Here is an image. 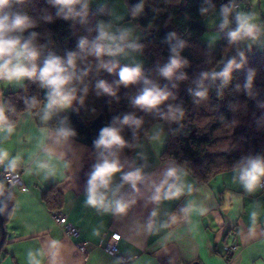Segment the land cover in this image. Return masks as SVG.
I'll return each instance as SVG.
<instances>
[{
  "label": "trees",
  "instance_id": "trees-1",
  "mask_svg": "<svg viewBox=\"0 0 264 264\" xmlns=\"http://www.w3.org/2000/svg\"><path fill=\"white\" fill-rule=\"evenodd\" d=\"M126 1L141 30L140 46L147 58L140 76L128 84L120 82L119 72L131 68L129 65L90 51L94 43L103 42L97 39V14L85 0L74 5L80 15L67 17L68 9L61 12L54 0H2L0 19L7 16L9 26L17 17L27 18L28 23L27 27L11 28L5 38L28 42L37 58L48 54V60L59 58L65 67L69 54H75L74 67H68L66 73L71 79L65 85V91L74 90L75 99L67 112L57 105L48 108L51 88L38 76L45 65L27 60V68L34 64L37 75L25 77L20 88L3 92L6 120L0 125L12 127L22 113L37 115L45 105L52 131L70 129L74 135L67 138L108 155L117 150L132 152L151 126L161 122L167 133L161 160L182 166L198 184L244 168L250 159H264V45L252 47L242 38L233 41L227 31L221 32L215 49L201 41L206 31L203 21L220 10L224 0ZM82 39L87 41L83 49L79 46ZM172 58L179 59L181 66L170 78L165 77L161 70ZM230 61L235 63L227 80L213 75L222 73ZM104 64L115 67L109 72ZM99 81L108 83L115 94L98 88ZM153 86L169 93L167 99L154 108L137 105L136 98ZM197 92L205 95L197 96ZM126 115L140 120L139 126L122 124ZM105 127L119 129L124 144L97 147L95 142ZM12 168H0V173ZM0 185L6 187L1 180ZM41 199L51 214L64 201L57 183L43 191Z\"/></svg>",
  "mask_w": 264,
  "mask_h": 264
},
{
  "label": "crops",
  "instance_id": "crops-1",
  "mask_svg": "<svg viewBox=\"0 0 264 264\" xmlns=\"http://www.w3.org/2000/svg\"><path fill=\"white\" fill-rule=\"evenodd\" d=\"M256 2L254 15L248 11L249 4L244 12L257 26L259 37L242 39L247 45L261 47L264 0ZM253 3L251 7H255ZM240 5L241 0L232 17L224 14L235 20L231 31L238 27ZM222 25L218 31L228 32ZM219 38L218 34L217 43ZM44 106L37 115L22 113L12 127L0 125V168L20 169L24 186L10 188L13 201L0 264H120L105 249L115 233L120 235L117 254L135 255L132 264H264V190L259 183L252 190L245 187L243 168L198 184L182 166L158 159L163 149L154 146L150 132L130 153L117 150L103 155L52 131ZM105 158L117 161L120 170L112 174L106 188L97 189L107 207L93 206L88 202L89 180ZM137 169L142 179L133 187L123 177ZM169 169H175L177 175L168 183H175L181 192L165 198V185L156 201V187ZM53 183L59 185L64 197L60 212L78 229L75 238L64 235L42 202V192ZM116 201L128 204L125 212L115 211ZM53 241L58 243L53 246ZM79 241L86 243V255L76 249ZM229 245H236L237 251L226 259Z\"/></svg>",
  "mask_w": 264,
  "mask_h": 264
},
{
  "label": "clouds",
  "instance_id": "clouds-1",
  "mask_svg": "<svg viewBox=\"0 0 264 264\" xmlns=\"http://www.w3.org/2000/svg\"><path fill=\"white\" fill-rule=\"evenodd\" d=\"M2 2V0H0ZM56 4L60 6V11L62 12L65 8L68 9L67 15H80V13H76L74 11V5L79 2V0H54ZM230 11L229 8H224L225 14ZM59 14V13H58ZM238 27L236 30L231 31L229 33L230 38L235 41L237 39H241L245 36L251 37L253 39L256 38L257 26L251 23V17L246 16L241 13L237 15ZM228 20H224V24L222 26H226ZM27 18L25 17H17L11 26L7 23V16L0 19V79H5L7 81L19 80L22 77H34L37 75L36 67L33 64L31 69L27 68L24 64L25 60L33 61L37 57V51L29 46L28 42L24 44L20 43L19 39H7L5 38V33L9 31L11 28H23L27 27ZM127 33H123L119 38L115 36H111L104 31H101L100 36L97 38L98 40H110L116 42L117 39L119 41H124ZM87 44L86 40L80 41V48H85ZM128 47H134V45L129 44ZM123 49L120 43H115V46H105L100 43H94L90 51L94 53L97 57H100L104 53L114 54L121 52ZM7 57V58H6ZM6 58V59H5ZM74 59L75 54L70 53L67 59V66L74 67ZM235 61H230L225 70L222 73H213V75H220L224 77L225 80L229 78V72L232 65ZM109 72H112L115 65H102ZM181 66V61L177 58H172L170 63L166 65L161 73L165 77H171L175 69ZM68 67L62 65L61 60L59 58L50 59L45 62V66L40 70L38 76L39 79L43 82L45 86L51 88V92L49 94V102L47 104L48 108H52L53 105H57L60 107L69 106L73 99H75L74 90L65 91V85L70 81L71 76L66 74L68 72ZM239 67V65H237ZM120 82L124 84H128L131 82H135L136 79L140 76V70L138 67H124L119 72ZM147 83V81H146ZM97 87L102 89L103 92L114 95L113 88L106 83L105 81H99ZM169 93L166 91H162L157 87H149L145 88L143 93L138 96L135 100L137 105L147 108H154L159 105L162 101L166 100ZM197 96H204V92H197ZM47 118V117H45ZM6 118L3 114V109L0 108V123L5 122ZM122 124H135L139 126L141 123L140 120L135 119L130 115H126L121 121ZM10 130V129H9ZM59 136L69 137L74 135L72 130L70 129H60L58 132ZM97 147L103 146L105 148H111L113 145L122 146L124 144V140L119 135V129L114 127H105L100 132L99 139L95 142ZM51 159V156H49ZM119 165L117 161L109 162L107 158L104 159L102 164H97L95 166V171L91 175V179L89 180V200L88 202L93 206H105V197L103 194H98L97 189L99 187L106 188L109 183V179L112 174L119 171ZM177 173L175 169H169L165 175L164 179L160 182V184L156 187V195L153 197L154 200L159 201L161 199L160 193L164 189L165 185L168 187V191L165 195V198H172L178 196L181 192V188L177 187L175 183L169 184V178L176 177ZM264 177V159L255 158L248 160L247 165L242 169L241 180L244 182L245 187L249 190L257 185L261 178ZM124 181L130 182L133 187H135L136 182L142 179L140 170L137 169L135 172H130L123 177ZM128 204L116 201L115 202V211L119 213L125 212ZM194 210V209H189ZM155 215V213H153ZM58 242L53 241L52 244L55 246ZM33 259H35L33 257Z\"/></svg>",
  "mask_w": 264,
  "mask_h": 264
},
{
  "label": "rangeland",
  "instance_id": "rangeland-1",
  "mask_svg": "<svg viewBox=\"0 0 264 264\" xmlns=\"http://www.w3.org/2000/svg\"><path fill=\"white\" fill-rule=\"evenodd\" d=\"M253 1H255V7H251V4L254 5ZM241 0V9L238 13L244 12V7L246 4H249L248 11H256L257 3L256 0ZM84 4L87 7H91L92 10L97 14L96 21L99 29V33L104 31L105 33L115 36L119 38L123 33H127L124 41H119L117 39L116 42L110 40H102L103 45L105 46H115V43H120L122 47V51L114 54L106 53L111 59L119 62H123L129 65L131 68L138 67L139 69L142 68L147 63V58L143 54L141 46H140V39L142 37L141 30L136 24L135 16L133 12L130 10L126 0H85ZM254 11V12H255ZM253 12V15L255 14ZM221 13V14H220ZM224 12L218 10L217 14L213 15V18H207L203 21L206 31L201 37V41L208 44L212 49L217 48L218 44V34L221 33L218 31L220 30L221 24H224V20L227 19L224 16ZM220 15V16H217ZM234 14H231V17ZM248 16V15H247ZM228 23L225 26L226 30L231 31L233 30L232 25L235 23L234 19L229 17ZM236 30V29H235ZM259 36H256L258 38ZM244 39V38H243ZM129 44L134 45V47H128ZM250 46V45H249ZM7 58V57H6ZM5 58V59H6ZM50 58L48 54L42 53L39 58L36 57L33 60L36 66H43L45 62ZM25 66L27 67V60L24 61ZM26 77V76H25ZM25 77L20 78L19 80H12L7 81L5 79H0V91L1 89L4 91L8 90H16L20 88L24 82ZM3 91V92H4ZM59 108L67 112L70 110V105L67 107H60ZM151 133L154 141V146H159L162 149L166 143L167 133L164 128L163 123H155L151 126L150 130L148 131ZM158 137V139H157ZM161 141V144H160ZM161 155V150L159 151L157 157L159 160ZM162 161V160H161ZM150 166L149 163H147Z\"/></svg>",
  "mask_w": 264,
  "mask_h": 264
},
{
  "label": "built area",
  "instance_id": "built-area-1",
  "mask_svg": "<svg viewBox=\"0 0 264 264\" xmlns=\"http://www.w3.org/2000/svg\"><path fill=\"white\" fill-rule=\"evenodd\" d=\"M224 8H229L230 11L226 13V15L229 14H234L236 11L239 9V3L237 0H224L222 3L220 10L224 12ZM225 13V12H224ZM0 180L6 185L8 189L12 187H21L24 188L22 185V176L21 172L18 168H12V169H5L0 173ZM259 187L264 190V177L261 178L259 182ZM52 219L53 221L59 225L63 232L64 235L68 238H75L78 236V229L69 223L66 220V216L62 214L59 210H55L52 212ZM262 231L264 232V223L261 225ZM120 235L119 234H112L111 236V241H109L105 249L108 253L111 255H114L118 258L120 264H132V262L136 259L135 255H118L117 254V247L116 243L119 240ZM76 249L82 254L86 255L87 254V248H86V243L84 241H79L75 243ZM227 253L231 254L229 259L232 258L234 253L237 251V246L236 245H229L226 248Z\"/></svg>",
  "mask_w": 264,
  "mask_h": 264
},
{
  "label": "water",
  "instance_id": "water-1",
  "mask_svg": "<svg viewBox=\"0 0 264 264\" xmlns=\"http://www.w3.org/2000/svg\"><path fill=\"white\" fill-rule=\"evenodd\" d=\"M12 201L13 198L10 189L6 188L3 185H0V253L6 239L5 221L12 208ZM192 264L199 263L193 262Z\"/></svg>",
  "mask_w": 264,
  "mask_h": 264
}]
</instances>
